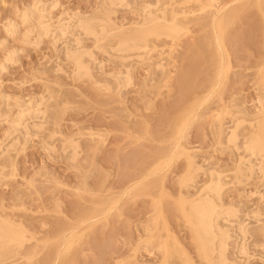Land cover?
Wrapping results in <instances>:
<instances>
[{
	"label": "rangeland",
	"instance_id": "rangeland-1",
	"mask_svg": "<svg viewBox=\"0 0 264 264\" xmlns=\"http://www.w3.org/2000/svg\"><path fill=\"white\" fill-rule=\"evenodd\" d=\"M38 1L43 20L22 23ZM108 3L0 0V231L24 236L0 243V264H208L184 213L215 171L249 224L248 264H264V199L246 197L264 190L226 144L264 109V0ZM80 18L96 37L74 29ZM77 37L91 77L66 55ZM131 40L148 49L119 48ZM29 102L43 114L13 128ZM234 231L227 256L245 264Z\"/></svg>",
	"mask_w": 264,
	"mask_h": 264
},
{
	"label": "bare ground",
	"instance_id": "bare-ground-1",
	"mask_svg": "<svg viewBox=\"0 0 264 264\" xmlns=\"http://www.w3.org/2000/svg\"><path fill=\"white\" fill-rule=\"evenodd\" d=\"M106 1H110L111 4L117 3V4L123 5L124 2L126 3V0L125 1L124 0H106ZM40 3L42 5V2H40ZM110 3H108V4H110ZM38 4H39V1L37 4H35L33 6H28L24 10L20 11L19 12L20 14L17 13V15L19 14V18L21 19L22 23L23 22L24 23H31V22L33 23L36 20L38 22L43 20V18H44L43 15L45 13V11H44L45 5L40 6V4H39V6H37ZM151 7H152V5H148V6L144 7L145 8L144 9L145 14L148 16L154 15V13L151 14V12H152L150 10ZM152 8H154V7H152ZM73 17H75V16H73ZM77 17H78V15H77ZM77 21H78V19H77ZM88 21H90V23H91V20H88ZM88 21L86 18H85V20H83V18L82 19L80 18L78 24L76 21L73 22V23H75L73 25V27L76 31H81L83 34H85L87 36L96 37L97 31L95 32V30L93 28L96 25V23L93 24V27H92L91 26L92 24H90ZM22 23H20V24H22ZM220 23H222V22H219L218 25ZM71 24H72V18L69 19L66 23H65V21H64V23L63 22L61 23L58 31L62 34V39H64L65 36L67 35L66 33L71 28ZM17 26H18V24L16 23V21L10 20L8 22V25H7L8 33H11L13 35L16 34L17 30H18V29H16ZM37 26H38L37 27V30H38L37 34H38V38H40L41 35H43L44 31H46V29H43V26H41L39 24ZM30 27H32V26H30ZM27 30H29V29H27ZM30 30H29V32H27V34H29V35H31L33 31H36L35 28L33 30L32 29H30ZM98 30H99V28H98ZM79 35L81 36V34H79ZM81 40H82V38L78 39V37H77L74 40V42H72V43H75V45L77 47L76 49L74 48L75 46L71 45L72 46V49H71V48H69V45H68L66 55L74 63V66L76 69V71L74 73L77 72L78 76L79 75H85L87 77H91L92 74L90 72L89 66L86 64L87 61H85V59L88 57L85 58V52L80 51V48H79L80 47L79 45L81 44ZM66 43L68 44L69 42H66ZM116 45H118V44H116ZM114 47H116V46H114ZM119 48L121 50H123L125 48H131V49L133 48L135 50H145L146 51L148 49V46L146 44L142 45V44H140V42H138L136 40H133V41L131 40V41L121 43L119 45ZM81 50H83V49H81ZM13 55H14V53L10 52L9 58L11 59V56L13 58L17 54L15 56H13ZM92 59L93 58H91V61H92ZM8 61H10V60H8ZM89 62L90 61L88 60V64H89ZM160 63H161V61H160ZM0 69H2V68L0 67ZM121 77L122 76H118L116 78V82L119 85V89H120V87L121 88L126 87L125 86L126 83L123 82ZM124 77H126V75ZM126 78H128V77H126ZM126 81H127V79H126ZM31 105H33V103H30V102H29V104L25 103V104L17 105V111H16L17 114H15L16 115L15 120H14V122H12L13 126H14L13 128L16 129L20 124H21L20 126H23L24 124L22 125V123H26L28 119L34 120V118L35 119L39 118L38 115H40V113L43 114L42 113L43 110L41 109L40 103L38 105H36L35 107H33V106L31 107ZM242 114L243 113H241V116H242ZM243 115H245V113ZM24 120H25V122H24ZM10 125H12V124H10ZM240 125H241V123L238 122L234 126H232L231 129H228L230 131L227 132L228 135L226 137V144H228L232 148H234V150L236 152H238V153L242 152L243 153V155H239L238 160H237L238 172H241L242 167H244L246 172H247L248 178L251 179V178L256 176L259 180V183L262 186V190H264V109L258 108L257 116L255 118V123L253 125V131L250 132L246 138L244 137L245 139H244L243 144H240L241 141H240V136L238 134L239 127L242 126V125L241 126ZM20 126H19V128H20ZM17 130H18V128H17ZM25 137H26V135H25ZM27 137L24 139L27 140L28 139ZM71 149H73V148H71ZM73 154H76V153H73ZM71 158L74 159L73 157H71ZM189 164H190V166H192L191 161H189ZM244 168H243V170H244ZM215 172L210 173L209 179L203 185V187L201 186L202 189L199 190L200 191L199 196L190 202L189 208L187 210H185V213H184L185 217L187 219V222L190 224V226L192 227V229L194 231L196 241L198 242V245H199V252L201 254V257L204 260H206L208 262V264H233L232 262L229 261L230 259H228V256H227L228 251H229V242L233 238L231 236V233H232V232H230L231 230H235L234 233H236V235H235L236 253L238 254V256L241 259L244 260L245 264H248V262L251 258V256L248 253V248H247L249 224L245 223V221L244 222L238 221V219L240 218V217L238 218V216H239L238 213L240 211L239 209L237 210V209L233 208L231 206L232 205L231 203H230L231 204L230 206L224 205V203L222 201V193H223L222 191L224 190L223 189V183H222V175H221V173H217V172L215 173ZM243 192L245 193V191H243ZM262 193L259 190H257L256 192H251L250 194L249 193L246 194V197H247V199H251V198H254L257 195H259V197L263 200L264 195ZM146 230L149 233L152 232L150 229H146ZM23 241H24V236L22 234H17L13 237V236H9V235L3 233L2 231H0V243L15 242V243L20 245L23 243ZM214 252L217 254L215 256L216 259H214L213 255H212V253H214ZM213 259L217 260V262L214 263ZM183 261H185V260L183 259ZM193 263H194V261H193ZM234 263H235V261H234Z\"/></svg>",
	"mask_w": 264,
	"mask_h": 264
}]
</instances>
